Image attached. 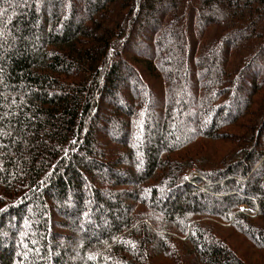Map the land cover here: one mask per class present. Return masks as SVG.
<instances>
[{
    "label": "trees",
    "instance_id": "1",
    "mask_svg": "<svg viewBox=\"0 0 264 264\" xmlns=\"http://www.w3.org/2000/svg\"><path fill=\"white\" fill-rule=\"evenodd\" d=\"M0 264H264V0H0Z\"/></svg>",
    "mask_w": 264,
    "mask_h": 264
},
{
    "label": "rangeland",
    "instance_id": "2",
    "mask_svg": "<svg viewBox=\"0 0 264 264\" xmlns=\"http://www.w3.org/2000/svg\"><path fill=\"white\" fill-rule=\"evenodd\" d=\"M178 30V29H177ZM179 31V30H178ZM181 32V30L179 31V33ZM166 37H168V36H166ZM168 63H170V62H168ZM171 64V63H170ZM144 93H145V91H143ZM174 105L176 106L178 103H177V101L176 100H174ZM177 103V104H176ZM177 107L178 108H181V106H179V104L177 105ZM204 121L207 119L205 116H204ZM206 122V121H205ZM28 225H29V223L27 222V224L25 225V226H23V229H24V231L26 232V233H33V230L31 229V228H29L28 227ZM24 232V233H25ZM22 234V233H21ZM235 237H237L238 239H236V242H234L233 244H232V246L239 252V254L242 252V251H248V250H250L251 251V253L253 254L254 252H255V249H253L252 247H251V245H254V244H252L250 241H249V239L248 238H246V236H244V235H242V234H240V233H236V236ZM240 239H242V240H240ZM237 245V246H236ZM240 250V251H239ZM251 254V255H252ZM248 255H250V254H248Z\"/></svg>",
    "mask_w": 264,
    "mask_h": 264
}]
</instances>
